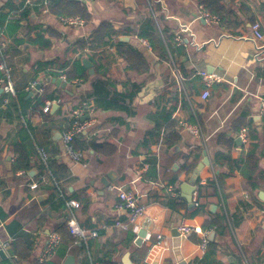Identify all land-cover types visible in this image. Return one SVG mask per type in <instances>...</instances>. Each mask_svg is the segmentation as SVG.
Wrapping results in <instances>:
<instances>
[{"label": "crops", "instance_id": "0c3cea01", "mask_svg": "<svg viewBox=\"0 0 264 264\" xmlns=\"http://www.w3.org/2000/svg\"><path fill=\"white\" fill-rule=\"evenodd\" d=\"M26 1L0 0V40L7 43L5 52L11 81L15 91L27 94L26 98L43 96L46 88L58 95L59 99L55 100L60 102L54 104L59 106L54 112L51 109L52 116L33 113L32 105L28 114L36 139L44 143L41 147L68 167L57 178L62 180L66 195L81 202V208L73 210L77 221L89 234L93 231L98 234L90 237L89 248L78 241L65 257L57 252L49 261L64 264L72 254L76 264H86L88 258L91 262L105 264L102 259H110L124 264V256L130 252L131 264H179L181 261L264 264V176L259 179L263 188L253 190L243 173L245 158L249 155L260 157V169L264 172V116L261 115L264 38L258 39L252 33L253 24L260 21L264 34V0H221L225 12L217 24L200 19L202 5L198 0H81L91 14L81 28L62 24L59 16L49 11V5L55 0H31V4ZM156 4L161 10L156 9ZM46 8L49 13L45 12ZM25 10H29V16L21 20L14 34H9L7 26L11 17ZM151 15L159 30L162 28L172 39L173 47L183 49L184 54L176 50L174 58L170 55V60L165 61L137 40L141 25ZM105 20L122 33L108 38V44L100 49L81 50L79 44L88 40ZM177 33L183 44L175 41ZM38 34L44 35L51 47L42 49L28 42L29 37ZM119 40L124 44L120 45ZM130 46L145 54L146 71L130 68L123 55ZM85 59L92 63L93 72L84 65ZM54 61H57L55 65L36 70L43 63ZM78 62L85 66L88 77L68 82L74 89L67 92L51 83L52 72L61 78L64 72L73 71ZM172 65L176 66L178 77ZM202 71L222 79L208 88ZM34 82L37 84L33 87ZM41 82L43 86L38 89ZM95 84L103 85L110 94L125 93V108H106L105 97L94 93ZM5 85L6 78L0 79V90ZM207 90L210 94L204 99ZM0 93L9 95L6 91ZM44 101L53 100L45 98ZM7 103L6 98L0 103V110ZM83 106L88 107L85 115L91 112L94 123L76 137L74 146L84 153L86 166L75 163L67 154L62 138L55 137V131L64 130L61 120L65 115ZM168 116L177 123L180 133L172 149L163 146L164 133L161 137L149 136L161 131L164 125L157 127L165 124ZM241 117L251 123L235 133L231 127ZM23 122L16 114L8 117L3 114L0 118V243H12L19 234H26L31 236L33 247L29 258L20 261L10 243L6 250L8 257L0 256V264L40 261L47 249L49 234L70 215L67 208L57 207L59 200L51 195L52 184L44 182L37 189L31 188L33 181L48 176L37 150L27 174L14 171L16 155L8 140L17 134ZM184 123H199L201 136H194ZM49 126L55 128L46 137L41 129ZM221 135L234 137L235 144L232 147L225 144ZM238 137L242 139L240 145ZM108 145L116 147V151L112 152ZM199 148L201 158L187 172L183 168L185 161H193V157L186 160L187 154ZM205 150L211 165H205L195 180L199 185L193 195L194 204L190 206L179 196L180 186L192 179L205 157ZM220 152L231 155L233 169H229L228 163L215 166ZM174 155L177 157L172 161ZM109 173H113L114 180ZM171 187L177 190V195L172 194ZM123 190L133 192L154 219L155 227L141 245L136 244V239L142 228L122 229L115 225L117 219L127 221L129 215L127 209L120 208L119 193ZM199 205L202 212L195 215ZM222 214L227 217L226 228L204 227L205 221ZM181 226L194 231L183 235ZM176 229L178 235L173 233ZM204 232H208L209 242L216 243L214 246L202 245ZM158 234L164 236L167 244L156 245Z\"/></svg>", "mask_w": 264, "mask_h": 264}, {"label": "trees", "instance_id": "16d2710c", "mask_svg": "<svg viewBox=\"0 0 264 264\" xmlns=\"http://www.w3.org/2000/svg\"><path fill=\"white\" fill-rule=\"evenodd\" d=\"M200 5H202L203 8H205L208 12H210L213 15H218L219 18L223 16L225 12V6L221 3V0H198ZM156 9L161 10V7L159 4H156ZM49 11L52 13L57 14L58 16L62 15H81L83 16L86 21L89 20L91 14L88 9L87 4H85L81 0H55L54 4L49 5ZM29 10H25L21 15H17L18 13H15L13 17H11V20L7 26L8 33L14 34L15 31L20 28L21 26V20L24 17L29 16ZM122 33L121 30H117L114 28V26L110 23V21L105 20L101 22L94 32V34L88 39L79 44V48L81 50H85L86 48L97 50L100 49L108 44V38L118 37ZM138 35L141 38H146L149 40L152 50L154 53H156L161 59L165 61L170 60V55L174 58V54L177 50V48L173 47L172 39L170 37H167L165 34V31L161 28L159 30L156 20L153 17V15L149 16L145 22L141 25L140 30L138 31ZM18 41H21L19 39ZM28 42L34 46H38L42 49L51 47V43L45 39L44 35L38 34L36 37L31 36L28 39ZM118 43L124 44L122 41H118ZM179 51V54L182 55L185 53L183 49L177 50ZM123 55L125 57V60L129 63V66L131 69H135L139 72L146 71L148 68V61L146 59L145 54L143 51H141L139 48L135 46H130L129 49H127L125 52H123ZM57 61L54 62H48L43 63L38 67L36 70L40 71L45 68L47 65H55ZM66 66L69 65V63H65ZM73 71H66L64 72L66 76V80L68 82H72L73 80L77 78H85L88 77L87 70L84 65H82L80 62L75 63ZM52 76L58 77L60 74L52 72ZM3 78V75L0 73V79ZM45 95L40 97H32V98H26L27 94L22 92H15L14 95L12 94H5L0 93V103H4V100L7 98L8 103L0 110V118L3 114H5L6 117L16 114L17 118L24 119V122L22 123V126L20 127L17 134L10 138L8 140L10 144V148L12 149L13 153L16 155V159L13 164V169L15 172L23 171L24 173H28L30 169L32 168V160L34 159V155L36 153L37 147L43 146L44 143L39 142L35 137V127L33 125V121L30 118V114L28 111V108L30 105H32L33 113L37 112L39 114L43 113V107L45 105V98H49L50 100H55L56 98L59 99L58 95L55 92H50L47 88L45 89ZM94 93L97 94L99 97L103 96L106 99L107 106L106 108H125V93H113L110 94L107 89L101 84H95L94 86ZM52 116L51 112L47 115V117ZM46 117V116H45ZM62 123L65 125L64 129L69 128L72 123L74 122V119L71 117V112L68 113V115H65V117L61 120ZM165 124L160 123V125L157 127L158 129H161L160 132H152L150 133L151 136H159L161 137L162 134L165 138V142L163 146H166L167 149L175 148V144L177 143L179 139V127L177 126V123L174 120H171L168 116L165 119ZM250 121L244 117L239 118L235 123L232 125L231 130L235 133L240 132L242 129L246 128L250 125ZM55 127L52 128V126L48 128H43L41 130L45 131L46 137L49 136V133L52 132V130ZM223 137V141L225 144L229 146H233L235 144V138H228L226 135H221ZM220 137V138H221ZM75 144V142H74ZM102 146V144L98 145V147ZM107 146V144H105ZM111 148V151H116V147H113L111 145H108ZM197 151V150H196ZM200 148L197 152L193 151L192 153L187 154L186 160H188L190 157H193V161L187 163L185 161L183 168L187 170V172H191L193 168L195 167L196 163L201 158V152ZM177 157V155H174L172 158V161ZM157 159V158H156ZM233 159L231 155L220 152L216 155L215 159V166H225L228 163L229 169H233ZM260 157L255 155H249L245 158L243 173L246 175L250 187L253 190L260 189L263 187H260L259 179L260 177L264 176V172L260 169ZM47 170L51 171L52 174L55 177L63 176L67 170L68 167L58 163L54 157L51 155L49 157L48 161V167H45ZM230 172V171H229ZM233 172V171H232ZM231 173V172H230ZM175 180V179H174ZM174 180H172V183H174ZM51 195L53 197L57 196L58 198V191L55 187L50 188ZM59 202L57 204V207H65L64 200L59 199ZM202 212V206H198L194 214H198ZM227 217L225 214L219 215L217 217L212 218L211 220L205 221L204 227L205 228H219L227 226ZM60 235H61V245L58 248V255L61 257H65L68 254V251L71 249L73 245H75L78 241L77 239L72 235L71 231L68 228V225L66 222H62L58 224L55 229ZM133 235H130V238L132 239ZM81 242V245L85 248H89L90 245V239H88L87 242L85 241H79ZM216 243L209 242L208 245L214 246ZM33 247V241L30 235L26 234H19L15 240L11 243V248L13 250V253L17 255L18 260H27L29 258L30 252ZM105 264H116L111 262L110 259L105 260L102 259ZM90 258L86 259V264H91ZM34 264H55L52 261L45 260L43 262L36 261Z\"/></svg>", "mask_w": 264, "mask_h": 264}, {"label": "built area", "instance_id": "2783aa9c", "mask_svg": "<svg viewBox=\"0 0 264 264\" xmlns=\"http://www.w3.org/2000/svg\"><path fill=\"white\" fill-rule=\"evenodd\" d=\"M26 4H31V0H27ZM46 13H49L48 9L45 10ZM201 17H203L209 24H217L220 21V18L218 15H213L210 12H208L205 8L201 6ZM59 21L67 26L74 27V28H81L84 27L86 24V19L81 15H62L59 16ZM252 33L253 35L258 38L262 39L264 38V34L262 33V24L260 21H256L252 26ZM136 38L140 43H143L146 45L150 50L152 49V46L148 39L141 38L139 35H136ZM175 41L179 44H183L182 37L180 34H176ZM7 43L5 41L0 40V72L3 75V78H6V85L1 87L3 91H6L8 94H15V89L13 82L11 81V68L7 63V54L5 52ZM89 48H86L84 51H88ZM260 58V53H259ZM264 59V58H263ZM171 60L173 58L171 57ZM172 71L174 74L178 77L179 73L175 65H172ZM201 76L205 82V85L210 88L214 83L221 81L222 77L219 75H215L213 73H208L206 71L201 72ZM62 79L66 80V76H61ZM37 83L34 82L32 86L34 87ZM210 92L209 90L205 91L203 98H207L209 96ZM60 100H53V101H47L43 107V113L47 116L52 109V105L54 103H59ZM88 110L87 106L74 108L71 110V117L74 119V122L69 128H66L62 131V143L63 146L67 152V154L72 158V160L75 163H81L82 165L86 166L85 160H84V153L81 150L76 149L74 146V141L77 136H79L87 127L91 126L94 123L93 117L82 120V116L85 115ZM89 111V110H88ZM91 114V112L89 113ZM261 115L264 116V102L262 103L261 107ZM184 125L190 130V132L196 136L199 137L202 134L201 126L199 123L196 124H188L184 123ZM37 153L39 155L40 162L45 166L48 167V161L50 154L44 147H37ZM48 171V176H43L39 180L33 181L30 186L32 189H37L39 186L44 183H50L52 184L58 191V198L61 200H64L65 208H67L70 211V215L66 219V223L68 225L69 230L71 231L72 235L77 239V241H85L87 242L88 239H90L91 236H97V232L93 231L90 234L88 231L80 225V223L77 221L73 210L81 208V202L72 197H68L66 195V191L63 186L62 180L55 177L51 171ZM199 185V184H197ZM111 189H113V186H110ZM171 191L173 195H177V190L171 187ZM120 197V208H125L129 211V215L127 218V221H122L117 219L115 221V225L117 227H120L122 229H128L130 226H134L137 230L140 228H146L148 233H151L152 229H154V219L147 214L146 206L143 204L140 199L131 191H121L119 193ZM195 203L198 205V202L195 201ZM180 232L183 235H189L192 230L188 226H181L179 228ZM208 232L203 233V241L202 245L205 247L208 245L209 240L207 238ZM49 241L47 245V249L44 251V253L40 257V261L43 262L45 260H48L51 256L57 253L59 246L61 245V235L57 231H53L49 234ZM157 243L156 245H165L167 244V241L164 239V236L162 234L157 235ZM10 241H4L0 243V247L4 249L5 251L9 249L10 247ZM91 264H103L99 261H92Z\"/></svg>", "mask_w": 264, "mask_h": 264}, {"label": "water", "instance_id": "95a60500", "mask_svg": "<svg viewBox=\"0 0 264 264\" xmlns=\"http://www.w3.org/2000/svg\"><path fill=\"white\" fill-rule=\"evenodd\" d=\"M200 19L205 21V19L203 17H201V16H200ZM84 65L86 66V68L91 69V72H93V70H92V66L93 65L90 62V60L85 59L84 60ZM50 81H51V83L55 84L57 87L65 90L67 92L75 88V87L71 88L69 86L68 81L64 80V79H62L60 77L50 78ZM42 86H43V82L39 83L37 85V88L40 89ZM2 91H3V89L0 90V92H2ZM58 106H59L58 104H54L53 107H52V111L54 112L58 108ZM88 118H90V114H87V115L83 116L82 120L84 121V120H86ZM55 132H56L55 133L56 139H61L62 138V132L61 131H55ZM241 141H242L241 137H238L237 138V142H238L239 145L241 144ZM204 155H205V157H204L203 161H201L198 164L197 168L195 169L192 179L190 181H188V182H183L181 184V186H180L181 192L179 193V196L184 198V199H186L190 206H192L194 204L193 203V195H194V192L197 189V185L195 184V180L198 179L200 171L203 169V167L205 165H208V166L211 165V160L209 158L207 150L204 151ZM109 177H110V179L114 180L113 173H109ZM103 181H105V185L106 186L109 185V181L108 180L103 179ZM173 233H175V235L179 234L177 229L174 230ZM138 235H139V237L136 239V244L141 245L142 242H143V238L148 235L147 229L146 228L140 229L139 232H138ZM0 256L5 258V259L8 257L6 251L4 249H2V248L0 249ZM123 262H124V264H131L132 263L131 259H130V252L126 253V255L124 256ZM64 264H76V257L74 255H72V254L68 255ZM179 264H186V263L184 261H181Z\"/></svg>", "mask_w": 264, "mask_h": 264}]
</instances>
